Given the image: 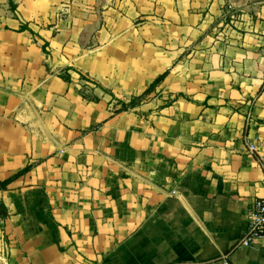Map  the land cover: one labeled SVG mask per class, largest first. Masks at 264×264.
I'll use <instances>...</instances> for the list:
<instances>
[{"label": "crops", "instance_id": "obj_1", "mask_svg": "<svg viewBox=\"0 0 264 264\" xmlns=\"http://www.w3.org/2000/svg\"><path fill=\"white\" fill-rule=\"evenodd\" d=\"M263 75L264 0H0L7 264H264Z\"/></svg>", "mask_w": 264, "mask_h": 264}, {"label": "built area", "instance_id": "obj_2", "mask_svg": "<svg viewBox=\"0 0 264 264\" xmlns=\"http://www.w3.org/2000/svg\"><path fill=\"white\" fill-rule=\"evenodd\" d=\"M264 88V75L263 83ZM249 150L256 152L258 147L255 144H249ZM247 226L239 245L253 246L259 242L264 244V197H260L254 201L246 213ZM1 242H6L2 241ZM8 248V244H6Z\"/></svg>", "mask_w": 264, "mask_h": 264}, {"label": "rangeland", "instance_id": "obj_3", "mask_svg": "<svg viewBox=\"0 0 264 264\" xmlns=\"http://www.w3.org/2000/svg\"><path fill=\"white\" fill-rule=\"evenodd\" d=\"M81 79L84 81L85 80L88 81V83H85V84L83 83L84 86H88V90L85 88L83 89V95H85L86 97H89L91 99H94V100L98 99L94 95V93L91 91V89L95 88V86H93V84H95V83H93L91 80H89L88 78H86L84 76H82ZM87 91H89V92H87ZM154 91H155V89H153L148 94H144V95L142 94L140 96H135L131 100H129L128 102H124V101L116 98L115 96H114V99L118 102L116 104L119 106V109H125V108H127V106L130 107V106L140 105V104L144 103L146 100L149 99V97L151 96V94ZM0 240L6 241L5 237L2 235V233H0ZM7 243H8L7 241L3 242V243L0 242V264H7V259H6L8 257L7 256V249L8 248L6 247Z\"/></svg>", "mask_w": 264, "mask_h": 264}, {"label": "trees", "instance_id": "obj_4", "mask_svg": "<svg viewBox=\"0 0 264 264\" xmlns=\"http://www.w3.org/2000/svg\"><path fill=\"white\" fill-rule=\"evenodd\" d=\"M166 76H167V73H165V74L159 76V77L155 80V82L151 85V87H150V88H149L144 94H148V93H150L153 89H155L156 87H158L159 85H161V84L163 83V81L165 80ZM63 77H64L66 80H69V79H70V78L67 77V76H63ZM144 94H143V95H144ZM130 107H132V106H130ZM127 108H129V107L127 106ZM127 108H125V109H127ZM30 168H31V166H27L25 169H23V170H21L20 172H18L17 174H15L13 177H11V178H9V179H7V180H5V181L0 182V190H6V189L8 188V185H9L14 179H16V178L20 177L21 175L27 173V172L30 170ZM7 216H8V208H7V206H6L4 203H2V202L0 201V219H3V220H4V219L7 218Z\"/></svg>", "mask_w": 264, "mask_h": 264}]
</instances>
